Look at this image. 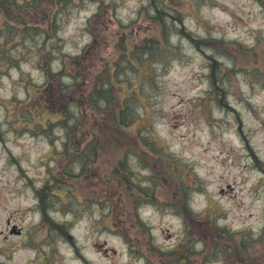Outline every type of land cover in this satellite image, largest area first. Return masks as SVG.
<instances>
[{
  "label": "rangeland",
  "instance_id": "374dc122",
  "mask_svg": "<svg viewBox=\"0 0 264 264\" xmlns=\"http://www.w3.org/2000/svg\"><path fill=\"white\" fill-rule=\"evenodd\" d=\"M156 8L169 13L173 50L155 56L150 73L121 72L143 83L146 108L127 131H110L122 141L105 137L99 120L101 128L86 130L98 135L97 151L83 159L79 150L86 146L69 144L57 114L48 112L53 122L44 128L31 125L21 107L47 76L59 72L63 83L74 73L92 79L131 40L154 38L148 19ZM62 10L47 36L36 32L47 22L37 16L35 28L14 32L9 43L1 36L0 51L11 58L0 66V264H264V6L259 0H70ZM94 35L98 53L70 71L64 58L78 57ZM239 63L245 70L221 74ZM145 133L155 135L157 150L140 139ZM68 151L73 155L64 157ZM122 157L132 185L154 193L128 190L124 171L113 168ZM166 158L178 165L177 175L165 170ZM67 168L73 176L63 173ZM52 176L63 181L57 190L65 203L50 202V224L36 191ZM212 221L236 236L218 232ZM200 249L202 256L190 252Z\"/></svg>",
  "mask_w": 264,
  "mask_h": 264
},
{
  "label": "trees",
  "instance_id": "16d2710c",
  "mask_svg": "<svg viewBox=\"0 0 264 264\" xmlns=\"http://www.w3.org/2000/svg\"><path fill=\"white\" fill-rule=\"evenodd\" d=\"M69 2L70 0H0V15H2L0 41L1 36H5L4 42L9 43L17 33H24L23 28H25V26L30 27V29L35 28V23L32 22L35 21L34 17L36 16L47 21L45 23L46 29L37 28L36 32H40L41 35L45 34L47 36L50 30L48 24L53 27L56 25V22H58L56 16L59 15L60 12H63L62 8ZM259 2L264 6V0H259ZM66 8L68 9V7ZM102 10L103 8L93 16L92 25L94 28L97 27L96 24L99 20H95V18H98ZM155 11L153 18H150L152 21L147 18L149 17V11L144 14V17L148 19V24L151 25L150 28L152 29L154 27L157 30L151 35L154 36V38L149 36L144 40H140L141 42L139 40L134 42L131 40L129 44L126 45L123 55L113 63H104V67L101 68L100 71L93 73L92 79H79L76 77L78 74L74 73L69 76L71 82L68 81L63 83L62 76H60L59 72L58 76L54 74L47 76L45 83L35 88L37 92L35 97L33 93H30L21 107L22 114L28 116L31 125L38 124L44 128L45 125H50V123L53 122L48 112L52 111L57 114L56 121L61 122L62 127L65 129V136L69 144L77 141V148L82 144L86 146L79 150L80 156L83 159L90 158L89 152L94 156V152L97 151V147L99 146L98 135H93V132H87L86 130L90 125V129L101 128L98 123L99 120H102V127L105 125L107 127V130L103 133L105 137L113 138L116 141H122L115 133H111L110 131L115 130L116 133L127 131L128 126L138 120L140 110H146V108L139 97V95H142L143 83H141V85L136 84L133 76L129 74L128 76H123L121 72L132 71L139 73L145 70L146 73H150L152 69H150L149 64L155 61V56L161 57L162 54L166 55L170 50H173L169 45L167 33V30H169L172 25V23L168 21L167 16H169V13L162 8H156ZM40 12L47 13L40 15ZM175 19L179 23L182 22V19L178 15ZM132 24L129 26L127 25V27H132ZM125 26L126 25H123L122 28H125ZM14 32H16V35L13 34ZM97 40L96 35H94L91 42L82 50L78 57L74 58L68 56V58H64L65 61L63 63L69 62L68 66L70 71H80L81 67L84 66V62L88 61L90 56L94 53H98V49L94 50V47H92L94 46L93 43ZM234 42H236L234 44L241 46L242 50H247L242 47L244 46L247 48V45L243 42L239 40H235ZM10 58L11 55H5V51H0V66L3 64L8 65ZM142 66L143 68L139 69ZM238 67L244 70L246 68L239 63L234 65V67L232 65L231 67L223 68L221 74L230 73L231 70H235ZM76 80L79 82L75 83ZM73 83L74 85H72ZM212 86L214 87V81ZM220 88L223 89L222 86ZM222 89L221 93H223ZM35 108L40 109H37V111ZM88 110L90 111V118L87 120L84 119V117ZM79 115L81 116L79 117ZM35 116L45 117L43 120L44 122H42V120H37ZM89 134L92 135V139L87 141L86 139ZM145 136L142 134V136L139 137L146 146L147 144L149 145L151 151L157 150L156 148H158V146H154L158 145V142L155 140V135L153 133H148L146 135L145 133ZM135 137L139 145V138H137V135H135ZM67 144L66 142V148ZM71 155H73V152L68 151L65 153L64 157H69ZM83 159L82 161H84ZM126 162V159L122 157L121 160L114 163L113 168L115 170L118 169L117 167L119 166V169L124 171L123 178L125 183L128 184V190L135 189L141 191L143 194L145 193V195L154 193L153 190L149 188L135 187L132 185L129 180L130 178L133 181L131 171ZM163 166L167 172L170 171L173 175H177L178 165L175 164L171 158H166ZM63 173L70 177L74 174L73 170L70 169L68 171V168ZM61 182L63 181H58V179L53 176L48 179L46 178L36 191L39 204L42 205V218L43 220H47L50 224L54 223V221H51L48 217V210L51 208L49 206L50 202L53 201L54 204L55 200L59 203H65L58 191L60 188L57 186ZM137 198L139 197L136 196V199ZM183 211H187V209ZM180 214L182 213L180 212ZM210 217L212 218L213 215H210ZM214 224L215 222L212 221L211 226L217 228L218 232H223L229 236L230 239L234 238L236 236L235 234H237V231L232 230L230 227H220L218 225L216 227ZM55 225L57 224L55 223ZM57 227H59V225H57ZM248 228L249 227L242 228L240 231H247ZM259 240L260 239H256V241ZM190 252L194 255L199 253L201 256L204 255V251H201V249L197 252ZM172 253L174 252H170V254Z\"/></svg>",
  "mask_w": 264,
  "mask_h": 264
}]
</instances>
